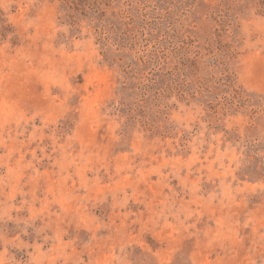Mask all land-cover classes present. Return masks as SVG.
<instances>
[{
  "label": "rangeland",
  "instance_id": "1",
  "mask_svg": "<svg viewBox=\"0 0 264 264\" xmlns=\"http://www.w3.org/2000/svg\"><path fill=\"white\" fill-rule=\"evenodd\" d=\"M0 264H264V0H0Z\"/></svg>",
  "mask_w": 264,
  "mask_h": 264
}]
</instances>
